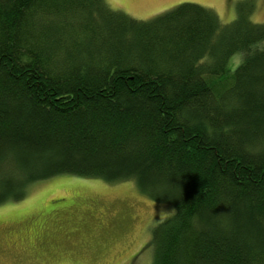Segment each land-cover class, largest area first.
<instances>
[{
  "label": "trees",
  "instance_id": "trees-1",
  "mask_svg": "<svg viewBox=\"0 0 264 264\" xmlns=\"http://www.w3.org/2000/svg\"><path fill=\"white\" fill-rule=\"evenodd\" d=\"M252 10L223 25L185 3L142 22L106 0H0V205L57 175L132 181L174 208L151 264H264Z\"/></svg>",
  "mask_w": 264,
  "mask_h": 264
},
{
  "label": "rangeland",
  "instance_id": "rangeland-1",
  "mask_svg": "<svg viewBox=\"0 0 264 264\" xmlns=\"http://www.w3.org/2000/svg\"><path fill=\"white\" fill-rule=\"evenodd\" d=\"M106 1L142 22L190 3L212 10L223 25L252 4L251 20L264 25V0ZM241 60L233 57L230 69ZM173 213L132 181L57 175L28 186L23 200L0 205V264H151L152 230Z\"/></svg>",
  "mask_w": 264,
  "mask_h": 264
},
{
  "label": "snow or ice",
  "instance_id": "snow-or-ice-1",
  "mask_svg": "<svg viewBox=\"0 0 264 264\" xmlns=\"http://www.w3.org/2000/svg\"><path fill=\"white\" fill-rule=\"evenodd\" d=\"M110 2H111V0H110Z\"/></svg>",
  "mask_w": 264,
  "mask_h": 264
}]
</instances>
